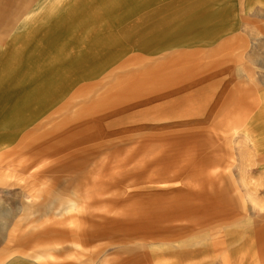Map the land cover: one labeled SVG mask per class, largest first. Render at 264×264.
Returning <instances> with one entry per match:
<instances>
[{"label": "rangeland", "instance_id": "rangeland-1", "mask_svg": "<svg viewBox=\"0 0 264 264\" xmlns=\"http://www.w3.org/2000/svg\"><path fill=\"white\" fill-rule=\"evenodd\" d=\"M0 211V264H264V0H0Z\"/></svg>", "mask_w": 264, "mask_h": 264}, {"label": "crops", "instance_id": "crops-1", "mask_svg": "<svg viewBox=\"0 0 264 264\" xmlns=\"http://www.w3.org/2000/svg\"><path fill=\"white\" fill-rule=\"evenodd\" d=\"M7 214L4 211H0V222H4L6 220Z\"/></svg>", "mask_w": 264, "mask_h": 264}, {"label": "bare ground", "instance_id": "bare-ground-1", "mask_svg": "<svg viewBox=\"0 0 264 264\" xmlns=\"http://www.w3.org/2000/svg\"><path fill=\"white\" fill-rule=\"evenodd\" d=\"M123 39V38H122ZM106 39H104V41H105ZM41 55H43V54H41ZM33 73H35V72H33Z\"/></svg>", "mask_w": 264, "mask_h": 264}]
</instances>
